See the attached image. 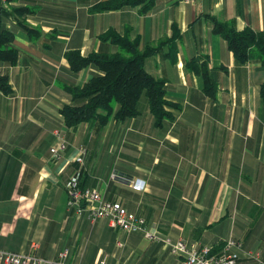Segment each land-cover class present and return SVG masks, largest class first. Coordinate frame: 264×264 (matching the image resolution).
I'll use <instances>...</instances> for the list:
<instances>
[{"label":"crops","instance_id":"crops-1","mask_svg":"<svg viewBox=\"0 0 264 264\" xmlns=\"http://www.w3.org/2000/svg\"><path fill=\"white\" fill-rule=\"evenodd\" d=\"M99 1H0L18 49L14 65L0 63L11 86L10 93L0 91V249L34 252L50 264L103 258L106 264H182L162 240L66 210L64 184L77 167V145L86 142L82 184L142 216L151 232L196 241L211 253L231 236L240 243L236 264H264V67L256 60L239 63L211 21L264 33V0H153L146 12L140 5L93 11ZM19 7L27 11L13 12ZM173 26L175 49L164 45L145 63L165 82V97L176 106L167 109L171 117L157 124L140 102L138 115L110 119L103 128L89 122L64 127L66 86L82 85L94 72L87 66L72 74L67 51H115L100 39L109 29H129L143 49L171 37ZM191 58L206 61L214 95L186 67ZM54 129L69 131L57 160L49 152L57 142ZM136 180L142 190L131 186Z\"/></svg>","mask_w":264,"mask_h":264},{"label":"trees","instance_id":"trees-1","mask_svg":"<svg viewBox=\"0 0 264 264\" xmlns=\"http://www.w3.org/2000/svg\"><path fill=\"white\" fill-rule=\"evenodd\" d=\"M153 0H103L95 3L96 12L115 10L126 5H140V11L150 9ZM27 8H14L13 12L24 14ZM212 32L219 34L233 53L235 59L244 64L247 61H259L264 67V33L250 28L237 30L231 22L211 17ZM17 24L32 34L31 28L23 21ZM127 32L121 34L109 29L100 35L101 40H110L115 46L113 52H91L81 55L78 50L65 53L70 72L76 73L92 64L98 69L83 85H71L66 90L71 95V104L61 108L65 124L74 126L82 122H95L104 126L110 117L120 121L138 115V104L145 101L146 106L158 124L169 116L166 107L173 105L163 98L165 82L154 77L145 67L146 60L157 54L162 47L175 49L176 27L173 35L154 45L138 48V39L130 38ZM170 51V50H169ZM18 49L13 44V32L6 26L5 15L0 10V61L12 65L16 62ZM186 67L203 77L204 92L214 95V79L206 61L198 62L194 58L186 61ZM0 91L10 92L6 74H0ZM260 96L264 99V82L260 85ZM82 184V182H81ZM83 185V184H82Z\"/></svg>","mask_w":264,"mask_h":264},{"label":"built area","instance_id":"built-area-1","mask_svg":"<svg viewBox=\"0 0 264 264\" xmlns=\"http://www.w3.org/2000/svg\"><path fill=\"white\" fill-rule=\"evenodd\" d=\"M5 1V0H1ZM183 2H191L193 0H182ZM54 135L59 143L55 147L50 148L53 159H60L65 147V139L62 134L55 132ZM65 143V144H64ZM83 146L77 147V155L75 156L78 165H82V159L85 155ZM78 175V171L74 173ZM143 184L140 180L133 182L132 187L137 190L143 189ZM78 182L76 185L75 179L68 184L67 190L69 193L68 208L74 211L77 216L83 215L90 221L98 218H105L110 222V225L119 227L127 233L142 232V234L154 241L162 240L169 248V252L182 258V264H236L238 260L237 249L240 243L233 237L229 236L222 244L221 250L218 253H211L210 248L201 246L197 242H188L182 238L172 241L169 237H161L155 232H151L142 216L127 210L122 204L112 202L103 198V195L96 188L84 187L79 191ZM67 255V250L62 251L59 256L64 258ZM258 253L254 252L252 256L257 257ZM46 260L34 252L16 253L0 249V264H50ZM95 264H106L103 259L98 260Z\"/></svg>","mask_w":264,"mask_h":264},{"label":"rangeland","instance_id":"rangeland-1","mask_svg":"<svg viewBox=\"0 0 264 264\" xmlns=\"http://www.w3.org/2000/svg\"><path fill=\"white\" fill-rule=\"evenodd\" d=\"M1 1V0H0ZM2 3H5L6 2V0L3 2V1H1ZM31 37H32V35H31ZM18 57V56H17ZM65 60L67 61V59H66V57H65ZM16 62H17V60H16ZM15 62V63H16ZM0 63H4V62H1L0 61ZM14 63V64H15ZM5 64V63H4ZM14 64H12V65H14ZM67 64H68V61H67ZM6 66H10L9 64L7 65L6 64ZM87 66H91V67H93L94 68V72H92V75H94L95 73H98L99 71H98V69L96 68V67H94V65H92V64H89V65H87ZM87 66H85V67H87ZM68 67H69V64H68ZM85 67H83V68H85ZM82 68V69H83ZM70 70V69H69ZM81 70V69H80ZM79 70V71H80ZM78 71V72H79ZM1 72V71H0ZM78 72H76V73H78ZM72 73V72H71ZM76 73H72V74H76ZM0 74H4V73H0ZM6 74V73H5ZM7 75V74H6ZM7 77H8V75H7ZM91 77H89L88 79H90ZM87 79V80H88ZM86 82V81H85ZM84 82V83H85ZM83 83V84H84ZM82 84V85H83ZM68 86H71V85H68ZM68 86H66V87H68ZM80 86V85H79ZM164 88H165V86H164ZM65 91L67 92V94H68V98H69V102H66L65 104H71L72 102H71V95H70V93L66 90V88H65ZM10 92H11V86H10ZM9 92V93H10ZM163 98L165 99V100H167L166 99V97H165V90H164V95H163ZM168 101V100H167ZM141 102H143L145 105H146V103H145V101L142 99V101ZM170 102V101H169ZM171 103V102H170ZM173 106L172 107H176L175 106V103H171ZM64 105V104H63ZM63 107V106H62ZM61 107V108H62ZM169 110L170 109V107L168 106V107H166V110ZM168 113H169V116L168 117H171V115H170V112L168 111ZM60 114L62 115V113H61V109H60ZM134 117V116H133ZM62 118H63V115H62ZM110 119H112V120H115V119H113L112 117H110L109 118V120ZM108 120V121H109ZM107 121V122H108ZM87 122H89V121H87ZM63 123H64V127L65 128H70V129H72L73 127H75V126H77L78 124H80V123H78V124H76V125H74V126H69V125H67V124H65V121H64V118H63ZM83 123V122H82ZM89 123H95V122H89ZM107 124V123H106ZM105 124V125H106ZM95 125H98V124H95ZM98 127H100V128H103L104 126H99L98 125ZM55 132H58V133H60V134H62V136H64V139H65V149L63 150V153L61 154V157L63 156V154H64V152L66 151V149H67V146H68V144H69V141H68V139L66 138L67 137V132H69L68 130H66V129H54L53 130V133L52 134H54ZM85 142V141H84ZM59 143V141H58V139H57V142H56V144H53V145H51L50 147H49V152H50V148L51 147H55L57 144ZM79 146H83L84 148H85V155H84V157H83V159H82V165H78L77 164V162H75L74 160H76L75 158L76 157H74L73 158V161H74V163L76 164V169H74V171H73V173L69 176V178L66 180V182H65V184H64V190H65V193H66V210L67 211H71L73 214H75L74 213V211L73 210H71V208H68V201H69V193H68V190H67V187H68V184L72 181V178H74L75 179V182H76V185H77V182H78V185H79V187H77L78 188V190L80 191L81 190V188H84V187H90V188H96V187H92V186H88V185H82L81 184V177H82V172H83V170L85 169L84 168V165H85V156H86V154H87V145H86V142L85 143H80V144H78L77 145V147H79ZM51 153V152H50ZM52 155V154H51ZM76 155H77V150H76ZM75 155V156H76ZM61 157H60V159H61ZM76 171H78V175H75L74 173L76 172ZM112 176L113 177H116V176H118V175H116V174H112ZM133 184V183H132ZM132 184H131V186H132ZM97 189V188H96ZM97 190H99V189H97ZM100 191V190H99ZM101 192V191H100ZM101 194H102V192H101ZM103 195V194H102ZM103 198L104 199H106L104 196H103ZM107 200V199H106ZM110 201V200H109ZM112 202H117V201H112ZM118 203H120V202H118ZM121 204V203H120ZM76 215V214H75ZM77 216V215H76ZM80 216H83V215H80ZM109 224H110V222H109ZM112 226V225H111ZM114 227V226H113ZM114 228H117V229H119V230H121V231H123V232H125V230H122V229H120L119 227H114ZM149 229V228H148ZM127 233V232H126ZM132 233V232H131ZM142 233V232H141ZM150 240H152V239H150ZM236 240V239H235ZM152 241H154V240H152ZM192 242H196V241H192ZM117 244L118 245H120L121 243H120V241L119 242H117ZM4 250V249H3ZM8 251V250H7ZM13 252V251H12ZM16 253H18V252H16Z\"/></svg>","mask_w":264,"mask_h":264}]
</instances>
